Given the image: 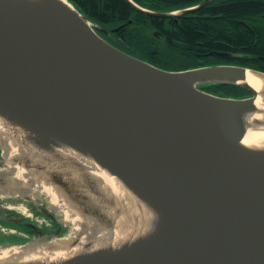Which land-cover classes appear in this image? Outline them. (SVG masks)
<instances>
[{
	"label": "water",
	"instance_id": "water-1",
	"mask_svg": "<svg viewBox=\"0 0 264 264\" xmlns=\"http://www.w3.org/2000/svg\"><path fill=\"white\" fill-rule=\"evenodd\" d=\"M68 1L73 10L59 0L27 1L28 7L0 1V75L24 102L0 97V109L33 125L26 109L37 124L60 131L80 147L90 144L106 165L137 181L169 218L148 240L140 237L129 247L99 251L76 264H264V157L234 147L244 125L224 105L253 107L257 90L239 80L247 79L248 70L264 71L233 64L163 69L112 44L101 34L107 32L102 25ZM210 1L154 11L127 0L136 10L159 17L194 12ZM63 72L87 77V86L77 80L73 85ZM211 83L238 84L253 94L228 97L202 88ZM146 127H152L153 149L170 145L177 151V168L156 170L139 147H132ZM42 142L38 145L47 148V139ZM0 152V167H5L1 147ZM65 177L54 172L50 179L75 205L82 203V212L114 224L100 207L90 205L82 186ZM94 193L100 190L94 187ZM47 205L37 204L57 226L64 225V233L59 227L47 235L31 223L27 226L35 236L0 241V248L69 234L60 212ZM4 215L0 212V222H8Z\"/></svg>",
	"mask_w": 264,
	"mask_h": 264
},
{
	"label": "bare ground",
	"instance_id": "bare-ground-1",
	"mask_svg": "<svg viewBox=\"0 0 264 264\" xmlns=\"http://www.w3.org/2000/svg\"><path fill=\"white\" fill-rule=\"evenodd\" d=\"M0 1L4 5L28 7L31 5L27 1L39 0ZM59 1L73 10L68 0ZM63 76L73 85L77 80L87 86V77L83 76L82 81L69 72H63ZM239 82L251 84L257 90V98L253 107H238L231 102L224 104L225 110L244 125L242 140L234 147L264 157V74L248 70L247 79ZM0 97L17 105L24 104L20 93L1 75ZM25 111L36 123L22 124L0 109V143L5 148L6 160L11 164L8 168L0 167V194L21 195L33 201L42 196L41 192L46 194L50 198V205L61 213L71 230L68 235L49 242L37 241L0 248V264H76L99 251L112 248L114 252L133 245L140 237L148 240L160 233L165 218H169L159 202L151 199L137 181L123 177L106 165L93 152L90 144L78 146L60 131L37 124L38 120ZM151 130L152 127L142 129L132 147H139L156 170L177 168V151L170 145L153 149L148 139ZM44 139H47V148L38 145L44 143ZM16 171L21 175L15 179L8 178ZM54 172L64 174L66 179L78 185L76 188L82 186L83 192L90 198V205L100 207L104 214L114 220V224H106L99 214H88L78 209L84 207L82 203L77 201L75 205L70 196L64 195L51 182ZM94 187L100 190V194L94 193ZM13 203L0 205L5 208L18 207V203ZM100 264H104V260Z\"/></svg>",
	"mask_w": 264,
	"mask_h": 264
},
{
	"label": "trees",
	"instance_id": "trees-1",
	"mask_svg": "<svg viewBox=\"0 0 264 264\" xmlns=\"http://www.w3.org/2000/svg\"><path fill=\"white\" fill-rule=\"evenodd\" d=\"M70 1L106 29L102 35L112 44L163 69L233 64L264 71V0H212L197 11L170 17L150 16L127 0ZM134 1L150 10L174 11L203 0ZM202 88L228 97L253 94L230 83ZM6 240L7 234L0 236V241Z\"/></svg>",
	"mask_w": 264,
	"mask_h": 264
},
{
	"label": "flooded vegetation",
	"instance_id": "flooded-vegetation-1",
	"mask_svg": "<svg viewBox=\"0 0 264 264\" xmlns=\"http://www.w3.org/2000/svg\"><path fill=\"white\" fill-rule=\"evenodd\" d=\"M47 204H49V203L44 202V204H39V205L49 207ZM28 206L30 207L31 211L34 212V214H36V216L43 215V216H45V218H47L44 224H40L33 217L15 212L12 207L5 208V207L0 205V212L6 213V215H4V217L8 220V222H0V229H1V226L6 227L7 229L10 228L9 232H8V242H13V241L31 238V237L35 236L33 228L27 226V224H31V223L35 224V226L39 227L47 235L50 234L49 230H55V232H56L59 229V227H61L62 233L65 232V230H63L64 225L57 226L53 219L49 218L42 211H40L37 204L29 202ZM1 215L3 216V214H1ZM16 219H18V220H16ZM10 237H15V239H10Z\"/></svg>",
	"mask_w": 264,
	"mask_h": 264
},
{
	"label": "rangeland",
	"instance_id": "rangeland-1",
	"mask_svg": "<svg viewBox=\"0 0 264 264\" xmlns=\"http://www.w3.org/2000/svg\"><path fill=\"white\" fill-rule=\"evenodd\" d=\"M101 34H102V32H101ZM0 147L2 148V151L4 153V160L6 162V166L5 167L8 168L9 166H11V164L8 162V160H6V157L7 156L5 154V148L1 145V143H0ZM19 175H21V173L16 171V172H13L10 175H8V178L15 179V177L16 176H19ZM41 194H42V196H40L39 199L36 198L33 201V200H31L30 198H27V197L26 198H23V197H20L19 195H8V193H2V194H0V204H2V203L3 204L4 203H13V202H10V201H14L15 203H13V204H16V203L19 204L18 207H16V208H13L12 207L15 212L21 213V214H24V215H28L30 217H33L40 224H44L47 218H45V216H43V215L36 216V214H34V212H32L31 209H30V207L28 206L29 205V202L30 203H35V204H44V202H47V203L50 202V198L47 197L46 194L44 195L42 192H41ZM59 214H61V213H59ZM60 216L62 217V215H60ZM66 224L68 225V227H71L69 223H66ZM4 228H5L4 230H1L0 229V236L1 235L2 236H6V233L9 232V229L10 228H8V229L6 227H4ZM68 232L69 231L67 230V233ZM66 235H68V234H65V236Z\"/></svg>",
	"mask_w": 264,
	"mask_h": 264
}]
</instances>
